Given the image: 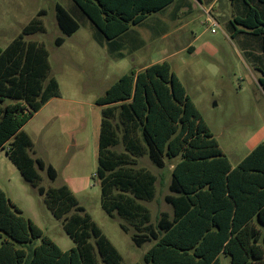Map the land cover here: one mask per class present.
Returning a JSON list of instances; mask_svg holds the SVG:
<instances>
[{
	"label": "trees",
	"instance_id": "obj_1",
	"mask_svg": "<svg viewBox=\"0 0 264 264\" xmlns=\"http://www.w3.org/2000/svg\"><path fill=\"white\" fill-rule=\"evenodd\" d=\"M72 1L114 51L115 41L132 27L180 0ZM242 1V15L230 23L233 37L248 33L264 39V0ZM55 9L65 37L79 31L69 11L60 4ZM45 15L40 10L17 38L0 47V150L8 147L10 161L45 197L54 217L63 220L76 247L62 251L0 188V264H123L122 254L67 185L40 186V171L52 181L58 173L32 157L33 141L24 127L61 97L59 82L50 76L49 51L27 40L45 32ZM65 41L59 37L55 44ZM259 82L264 90V78ZM97 105L102 108L96 174L102 207L110 217L118 214L134 225L137 247L154 242L145 264H224V258L230 264H264V143L233 167L168 61L125 74ZM120 145L122 152L116 149ZM143 156L160 169L181 158L166 196L173 215L162 213L156 226L140 202L154 199L157 182L136 167ZM36 240L41 244L33 246Z\"/></svg>",
	"mask_w": 264,
	"mask_h": 264
},
{
	"label": "rangeland",
	"instance_id": "obj_2",
	"mask_svg": "<svg viewBox=\"0 0 264 264\" xmlns=\"http://www.w3.org/2000/svg\"><path fill=\"white\" fill-rule=\"evenodd\" d=\"M212 2L204 0L203 7L197 0H180L132 27L115 41L111 51L110 42L98 34L72 0H0L1 48H6L40 10L46 11L45 32L27 37L49 51L50 76L57 79L61 90V97L50 100L24 127L33 141L32 157L52 165L58 173L52 181L47 171H40V186L48 190L67 185L122 254L123 264H145L144 257L154 242L137 247L132 240L134 225L118 214L110 217L105 212L96 176L102 121L97 100L122 76L168 61L233 167L264 143V90L259 82L264 78V39L248 33L233 37L230 23L235 15H242V0H217L210 8ZM57 4L80 24L71 37H65L57 25ZM179 7L188 12L178 18ZM205 8L219 26L208 22ZM59 37L66 39L60 47L55 44ZM188 46L194 50H184ZM7 149L0 150V188L62 251L76 247L63 220L54 217L45 197L23 178ZM116 149L123 151L121 145ZM180 160L167 161L163 169L147 156L137 160V168L157 179L154 199L140 201L154 226L162 213L173 215L166 196L172 170ZM40 244L41 240H36L33 246ZM223 263L230 264V259L224 258Z\"/></svg>",
	"mask_w": 264,
	"mask_h": 264
},
{
	"label": "crops",
	"instance_id": "obj_3",
	"mask_svg": "<svg viewBox=\"0 0 264 264\" xmlns=\"http://www.w3.org/2000/svg\"><path fill=\"white\" fill-rule=\"evenodd\" d=\"M216 1H217V0H213L212 4H210L209 7H210V8H212V7L214 8V4H215ZM183 3H185V2L183 1ZM200 4H201V3H200ZM201 5H202L203 7H205L203 3H202ZM206 10H207V9L205 8V11H206ZM186 12H188V9H187V8H181V7H179V8H178V12H177V16H178V18H179L181 15H185ZM32 19H33V18H32ZM32 19H31V20H32ZM31 20H29V22H28L26 25L23 26L21 32H22L23 29H24V28L30 23ZM21 32H20V34H21ZM20 34H19V35H20ZM19 35H18V36H19ZM18 36H17V37H18ZM17 37H16V38H17ZM12 41H13V40H12ZM184 50H188V51L191 52V51L194 50V47H193V46H188V47H186ZM156 62H157V60H156L154 63H156ZM152 65H153V64H152ZM146 67H148V66H145L144 68H146ZM144 68H142V69H144ZM142 69H141V70H142ZM137 71H140V70L137 69Z\"/></svg>",
	"mask_w": 264,
	"mask_h": 264
},
{
	"label": "built area",
	"instance_id": "obj_4",
	"mask_svg": "<svg viewBox=\"0 0 264 264\" xmlns=\"http://www.w3.org/2000/svg\"><path fill=\"white\" fill-rule=\"evenodd\" d=\"M206 14L208 15V22H212L214 24V26H219L218 22L213 18V16L210 13V10L206 11ZM213 32L215 33L216 30L213 29Z\"/></svg>",
	"mask_w": 264,
	"mask_h": 264
}]
</instances>
